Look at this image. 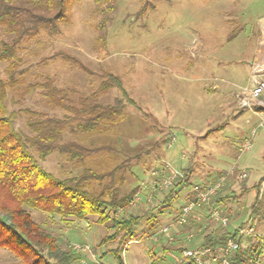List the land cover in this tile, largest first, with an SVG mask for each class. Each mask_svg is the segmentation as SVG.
<instances>
[{"label": "rangeland", "instance_id": "rangeland-1", "mask_svg": "<svg viewBox=\"0 0 264 264\" xmlns=\"http://www.w3.org/2000/svg\"><path fill=\"white\" fill-rule=\"evenodd\" d=\"M263 19L264 0H113L108 4L76 0L59 34H43L24 42L15 68V86L8 89L10 113L31 109L62 118L65 113L51 106L37 87L50 78L58 88L70 90L69 104L77 109L83 97L99 88L102 73L118 76L134 102L126 107L124 120L105 133L88 137L67 130L64 142L105 145L106 150L79 164L54 152L40 162L47 172L63 179L85 168L99 172L119 168L118 175L126 178V192L152 182L154 171L165 172L169 167L171 172H182L192 163L194 170L171 207L161 208L167 194L147 201L145 207L151 214L144 216L140 236L121 246L124 264H178L182 253L163 251L155 241L159 231L152 232V223L157 220L161 226L173 224L180 230L176 218L186 191L193 184L226 176L233 168L224 195L241 192L242 196L226 202L223 212L232 227L245 222L255 226L257 236L252 241L259 240L263 254L259 261L251 258L249 264H264V128L259 127L264 92L247 107L241 101L259 74ZM11 38L0 27V45ZM7 67L8 63L0 64L6 80ZM117 99L120 105L127 103L122 92L113 88L100 93L97 101L116 105ZM15 127L29 133L25 116H18ZM249 140L252 147L245 152ZM241 171L248 178L240 180ZM186 173L183 179H187ZM258 191V210L250 217ZM140 192L145 196V189ZM144 201L131 204L129 213L138 214ZM118 211L122 214V209ZM163 214L172 216L164 221ZM33 216L35 222L58 235L60 244L86 249L78 251L82 264H119L112 251L119 242L101 245L112 233L107 228L112 223L103 225L94 217L70 222L40 212ZM208 223L210 229L219 228L212 219ZM198 239L202 242L203 235ZM16 261L10 251L0 249V264Z\"/></svg>", "mask_w": 264, "mask_h": 264}, {"label": "trees", "instance_id": "trees-1", "mask_svg": "<svg viewBox=\"0 0 264 264\" xmlns=\"http://www.w3.org/2000/svg\"><path fill=\"white\" fill-rule=\"evenodd\" d=\"M75 1L0 0V27L12 37L10 42H2L0 45V64L8 63L5 69L8 80L3 78L0 71V249L10 251L17 258L11 264H82V254L69 244H60L58 235L35 222L34 212L57 216L62 220L69 219L70 222L86 221L94 217L103 225L112 223V227L107 226L112 233L102 239L101 245L118 241L119 246L112 251L119 264H124L120 256L121 246L140 236L139 227L144 216L151 214L150 209L145 207L149 202L148 198L151 195L153 201L158 196V193L145 192L142 197L145 200L143 208L138 214L129 213L131 201L140 187L124 192L126 178L118 175L119 168L102 172L85 168L80 174L61 179L47 172L40 164L54 152L79 164L106 150L105 145L88 147L76 140L64 142L63 139L67 130L77 136L93 137L107 132L111 126L124 120L126 107L134 102L125 92L118 76L102 73L99 88L92 95L81 97L83 101H80V108L77 109L69 104L70 90L58 88L54 81L47 78L45 84L37 89H40L42 97L51 106L65 113L62 118L31 109L10 113L7 108L8 89L15 86V68L24 42L43 34H59L62 24L71 15V7ZM112 1L94 0L97 4ZM103 36H106L105 33ZM113 88L122 92L127 103L120 105L117 99L116 105H103L97 101L100 93ZM19 115L26 117L29 133L15 127ZM226 172L228 174L229 171ZM189 173L190 169L187 179L180 178L169 190L161 203L162 209L171 207L173 200L185 187L184 183L188 182ZM219 178L220 176L203 185L214 184ZM226 190L227 183H224L213 202L214 207L221 210L222 216H226L223 212L225 203L242 196L241 192L239 195H224ZM244 192L246 191L242 193ZM259 194L258 191L257 201L251 205L250 217L258 210L256 202L260 200ZM189 200L191 198L188 195L182 207ZM119 209H122V214H119ZM210 219L208 215H204L201 222L190 219L188 224L182 226L185 232L203 235L198 247L217 246L228 236L234 235L232 222L224 228L214 221L219 225L214 230L209 228ZM160 226L159 221L154 220L152 232L158 231ZM248 240L252 241L250 238ZM257 241L259 242L258 239ZM258 242H252L251 245L254 255L241 249L232 254L231 264H249L254 256L259 261L263 248ZM186 249L172 247L165 252L177 250L182 253Z\"/></svg>", "mask_w": 264, "mask_h": 264}, {"label": "built area", "instance_id": "built-area-1", "mask_svg": "<svg viewBox=\"0 0 264 264\" xmlns=\"http://www.w3.org/2000/svg\"><path fill=\"white\" fill-rule=\"evenodd\" d=\"M257 72L259 74L252 79V87L241 97L244 107L249 106L253 100L259 99L264 92V68H260L259 66ZM259 127L264 128V115H262V122ZM255 132L256 130L253 131V136ZM251 147L252 142L249 140L245 143L243 150L245 152L250 151ZM163 170L164 169L152 173L154 179L150 186L153 191L163 192L170 190L180 178L183 180V177H180L179 174L169 170H165L164 172ZM234 172L235 170L233 168L228 174H226V176H221L214 184H193L189 192L191 200L180 209L176 218V225L183 226L188 224L190 219L196 222H201L204 215H208L221 227H228L231 223L230 219L227 216H222L221 210L214 207L213 202L224 183L227 182L228 176L233 175ZM247 177V172H243L240 174L239 179L243 180ZM149 184L150 183H146V186H141L140 191L148 188ZM140 191L132 199L131 204H135L142 199ZM172 228L173 224L165 226L159 233L168 235ZM233 228L234 235L228 236L222 244L184 250L182 252V259L179 260L178 264H231L232 254L241 249L254 255L251 246L254 241H249L248 239L250 238L252 240L257 236L255 226L251 222H245L243 225L234 226ZM191 236L192 235L189 237ZM74 249L77 251H86V249H83L80 246H76Z\"/></svg>", "mask_w": 264, "mask_h": 264}, {"label": "crops", "instance_id": "crops-1", "mask_svg": "<svg viewBox=\"0 0 264 264\" xmlns=\"http://www.w3.org/2000/svg\"><path fill=\"white\" fill-rule=\"evenodd\" d=\"M263 25L264 24H262V27H263ZM263 53H264V51L261 53V56H262ZM172 143H173V140H172ZM165 167H168V166H165ZM189 169H190V173L189 174H191L193 172V170H194L193 169V166H192V163L191 164L189 163L187 165V167L182 172H174V173H177V174H179L180 177H183L184 173L187 172L186 174H188V170ZM168 170H169V167H168ZM169 171H171V170H169ZM152 178L154 179V176ZM150 185H151V182H150L148 188L145 189V192H148V193H151V192L152 193H158V196H160V194L161 195L167 194L166 191H163V192H161V191H153L151 189V186ZM140 189H141V187H140ZM167 191H169V190H167ZM189 192H190V190L189 191H186V193H185L186 194V198L189 195ZM186 198L183 199V201H185ZM142 201H143V199H141V202ZM148 201L151 202V195L149 196ZM137 203H139V202H137ZM137 203H135L133 205H136ZM171 216L172 215H169V214H167V215L163 214L162 215V218H163L164 221H166V220H170ZM163 227H165V226H160L159 229H158V231H160ZM180 228H181L180 230H179V228H172L170 230V233L168 235L159 233V235L156 237L155 241L157 243H159V245L162 247L163 251H165V250H167L169 248H172V247L175 248V249H178L179 247L180 248H187V249H189L187 246L190 245V244L193 245V248H190V249H194V248L200 246L201 242L199 241V239L197 240V236H200L201 234H199V233L198 234H196V233L192 234L191 233L192 235L195 236V238L192 240V239H189V236L187 237V232L183 231V228L182 227H180ZM200 233H202V232L200 231ZM181 239H183V241ZM171 252L172 251H169L167 253L170 254Z\"/></svg>", "mask_w": 264, "mask_h": 264}, {"label": "bare ground", "instance_id": "bare-ground-1", "mask_svg": "<svg viewBox=\"0 0 264 264\" xmlns=\"http://www.w3.org/2000/svg\"><path fill=\"white\" fill-rule=\"evenodd\" d=\"M263 41H264V27H263ZM259 64H260V68L264 67V53L262 54V56H260Z\"/></svg>", "mask_w": 264, "mask_h": 264}, {"label": "water", "instance_id": "water-1", "mask_svg": "<svg viewBox=\"0 0 264 264\" xmlns=\"http://www.w3.org/2000/svg\"><path fill=\"white\" fill-rule=\"evenodd\" d=\"M262 24H264V19L262 20Z\"/></svg>", "mask_w": 264, "mask_h": 264}]
</instances>
